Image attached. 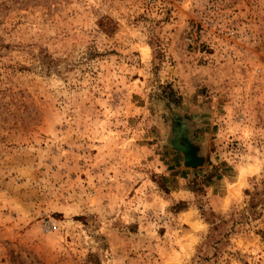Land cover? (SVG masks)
Returning a JSON list of instances; mask_svg holds the SVG:
<instances>
[{
	"label": "rangeland",
	"instance_id": "obj_1",
	"mask_svg": "<svg viewBox=\"0 0 264 264\" xmlns=\"http://www.w3.org/2000/svg\"><path fill=\"white\" fill-rule=\"evenodd\" d=\"M0 264H264V0H0Z\"/></svg>",
	"mask_w": 264,
	"mask_h": 264
},
{
	"label": "water",
	"instance_id": "obj_2",
	"mask_svg": "<svg viewBox=\"0 0 264 264\" xmlns=\"http://www.w3.org/2000/svg\"><path fill=\"white\" fill-rule=\"evenodd\" d=\"M170 142L173 148L182 153L184 165L195 166L199 164L200 159L195 156L194 148L190 146L184 138L179 140L177 136H175L171 138Z\"/></svg>",
	"mask_w": 264,
	"mask_h": 264
}]
</instances>
